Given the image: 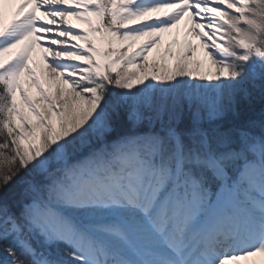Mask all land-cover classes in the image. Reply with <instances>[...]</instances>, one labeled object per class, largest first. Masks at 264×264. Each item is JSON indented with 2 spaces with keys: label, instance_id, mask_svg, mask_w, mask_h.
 Wrapping results in <instances>:
<instances>
[{
  "label": "snow or ice",
  "instance_id": "obj_1",
  "mask_svg": "<svg viewBox=\"0 0 264 264\" xmlns=\"http://www.w3.org/2000/svg\"><path fill=\"white\" fill-rule=\"evenodd\" d=\"M185 13L208 70L183 56L171 69L149 65L158 34ZM139 37L149 39L135 51L114 47ZM36 44L68 85L59 103L29 64ZM17 46L0 59V264L264 255V0H22L0 24V54ZM22 72L55 122L25 93Z\"/></svg>",
  "mask_w": 264,
  "mask_h": 264
},
{
  "label": "bare ground",
  "instance_id": "obj_2",
  "mask_svg": "<svg viewBox=\"0 0 264 264\" xmlns=\"http://www.w3.org/2000/svg\"><path fill=\"white\" fill-rule=\"evenodd\" d=\"M22 2V0H4L3 4H0V24H3L9 20H11L16 13V8L18 5ZM26 11V10H25ZM37 15H40L42 19H48L43 15L42 11H39ZM70 23L72 25H75L78 29H83L88 27V25L79 19H76L75 17H69ZM147 39L148 37H139L133 41L128 42V46H130V49L132 47H135L136 49L139 48ZM159 41V40H158ZM157 41V42H158ZM78 43H81V41H76ZM98 43H101L103 47L107 48V41H98ZM20 46H17L13 49H10L8 52H6V55L13 56L16 51L18 50ZM200 51L202 55L205 56L204 47H200ZM45 49L40 45L36 44L31 52V59L29 60V64L33 68L36 76V80L39 81L40 86L44 89V94L47 95L48 92V98L50 99L49 95L52 97L56 92L58 91V85L60 87H63L64 84H60V78L55 74H49L48 71V62L44 59ZM19 81L21 86L23 87L25 93L28 95L29 99L32 100V102L35 104V106L39 110H44L47 105L48 101L45 100L44 94L40 92V90L37 88L36 83L33 81V78L29 76L27 72H22ZM45 85V86H44ZM30 86L34 87L33 93L30 91ZM47 89V90H46ZM20 95L21 104H24V100L21 96V93L19 90H17ZM32 94V95H31ZM51 100V99H50ZM27 104V103H26ZM31 109L29 108L28 104L26 105V112L22 115L27 118L29 121L31 115H33ZM259 254L256 256L249 257L247 259H241L239 261V264H248L249 262H253L257 259H259Z\"/></svg>",
  "mask_w": 264,
  "mask_h": 264
},
{
  "label": "rangeland",
  "instance_id": "obj_3",
  "mask_svg": "<svg viewBox=\"0 0 264 264\" xmlns=\"http://www.w3.org/2000/svg\"><path fill=\"white\" fill-rule=\"evenodd\" d=\"M191 26V21L187 17L181 18L179 23L177 25H173L171 28L165 30L162 33H159V41L156 42L150 50L146 52L147 60H154V61H159L155 62V64H159L160 66L162 65H167L169 69H171L177 60L180 57H184L185 63H187L190 67H194L197 60L201 64V70L202 71H207L208 68L211 65V62L207 56V51L204 49L205 56L202 55L200 51L201 47V38L196 35L193 32H189L188 28ZM96 40L98 42L99 39V33L96 34ZM129 41H122V42H117L114 47L121 48L122 50H127V51H135L136 48L128 46ZM189 44L191 45V50L189 51ZM181 50V52L179 51ZM187 52V55L185 53ZM138 62V61H137ZM149 65L153 64L152 62L147 61ZM151 71V69H149ZM68 85H64L62 88H67ZM62 95V93H60ZM17 95L18 93L16 92V100H17ZM58 96V92H57ZM56 96V97H57ZM53 101V98H52ZM56 99V103H59ZM18 104V102H17ZM47 114L53 122H55V115L53 112H50L47 110ZM17 123H19V119L17 118L16 120ZM29 123L34 124L35 120L29 121ZM248 264H264V255H260L259 259L249 262Z\"/></svg>",
  "mask_w": 264,
  "mask_h": 264
}]
</instances>
